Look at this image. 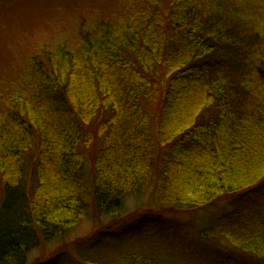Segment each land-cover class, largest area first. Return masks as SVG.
I'll list each match as a JSON object with an SVG mask.
<instances>
[{
    "label": "trees",
    "instance_id": "trees-1",
    "mask_svg": "<svg viewBox=\"0 0 264 264\" xmlns=\"http://www.w3.org/2000/svg\"><path fill=\"white\" fill-rule=\"evenodd\" d=\"M106 1L87 19L96 0H76L54 31L28 22L0 63V264H28L84 219L99 248L71 254L83 264H203L182 242L109 230L221 202L235 207L209 234L197 222L202 238L264 264V0ZM145 193L161 209L125 217Z\"/></svg>",
    "mask_w": 264,
    "mask_h": 264
},
{
    "label": "rangeland",
    "instance_id": "rangeland-1",
    "mask_svg": "<svg viewBox=\"0 0 264 264\" xmlns=\"http://www.w3.org/2000/svg\"><path fill=\"white\" fill-rule=\"evenodd\" d=\"M2 1H0V63L7 64V67L9 63L14 61V52L18 49L20 43L24 44L29 40L27 38L28 32H26L28 22L37 27L31 30L32 34L39 32V30L54 31L53 29L56 28L57 24L60 21L64 22L67 18L62 13L66 10L70 12L76 5V0H21V6L15 8V0H12L8 4L4 3V0ZM107 4L106 0H96L93 6L94 11L87 10L88 12L85 13L88 16L87 19L91 18L89 15L96 14L97 12L104 14L108 9ZM79 6L82 7L80 3ZM91 6L90 3L87 9H91ZM52 9L56 11V15L48 16ZM50 18L52 19L48 22ZM76 21V16L71 18L67 22V27L71 28ZM44 34L47 33L38 34L34 39H43L49 35ZM3 57L9 58L12 61ZM233 203H218L209 210L199 212L195 216H190L184 212L167 214L168 216L165 215L163 220L164 224H150L140 229L134 228L131 224L133 221L137 222V219H131L132 221L125 220L117 226L112 227L109 233L115 239H119L118 242L121 244L123 243L122 241H125V244H131L136 241H139V243H151L153 241L157 247L168 251H175L174 244H181L182 242L189 248L195 259L203 264H243L237 256L236 258L232 256V260L229 261L228 257L231 255L226 241L203 239L200 234L201 230L209 234L208 229L214 219L232 210L235 207ZM142 207H148L153 211L161 209L160 206L151 201L150 193H145L128 202L125 210L126 213L124 214L125 217L131 216L132 212ZM170 209L173 210L172 208ZM106 222L104 223L106 224ZM197 222H202L200 226L203 229L200 231ZM92 229V222L84 219L63 240H56L48 245L45 244L39 250L33 252L28 264H42L41 260L44 259L48 260L44 264H83L77 258H73L72 255L78 249L89 252L99 248V246H96V240L87 239ZM177 231L179 232V237H175ZM172 238H179V240ZM106 243L108 244V242ZM162 254L164 258H169V255Z\"/></svg>",
    "mask_w": 264,
    "mask_h": 264
}]
</instances>
